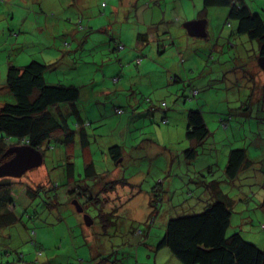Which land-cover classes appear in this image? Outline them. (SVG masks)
<instances>
[{
  "label": "rangeland",
  "instance_id": "1",
  "mask_svg": "<svg viewBox=\"0 0 264 264\" xmlns=\"http://www.w3.org/2000/svg\"><path fill=\"white\" fill-rule=\"evenodd\" d=\"M41 1V6L43 7L35 0H0V106L6 103V101H12L11 96L5 91V87H3L8 61L13 65L25 67L32 61H38L44 64L46 61L54 58L56 56V47L61 45L63 41H60L58 37L51 41L61 19L58 10L69 15H72L75 11L73 10V6L70 8L66 7L65 4L55 5L63 0ZM154 1L155 2L151 5L157 7L162 18V11L164 8V4L162 3L163 0ZM164 1L168 3V26H178L182 23L197 20L203 2V0ZM245 1L259 12L263 11L264 0ZM112 2L118 4V0H112ZM123 3H125V1H123ZM106 4L109 9L107 16L103 11ZM52 5L54 7H52ZM110 5L109 0H101V8L103 10L100 9V13L95 9L96 6L92 8L94 24L97 27L107 25L108 21L110 24L115 22V18H113V20L109 19ZM32 9L34 11H32ZM124 9L127 10L128 7H124ZM29 10H31L30 14H28ZM262 15L264 17V12ZM79 16H81V13H78L74 17L75 20H73L71 24L74 28L78 26L79 28L83 27L85 28L84 30H87V20ZM204 17H206L205 22L208 23L204 32L205 35L207 34L205 38L190 37L193 43L190 47H187L184 43L183 47L188 50L184 51V48H181V50H179V52L181 51L180 56L177 54L174 43L172 47H168V62L166 63L168 68L175 72L176 65L169 62L178 57L179 63L177 64H180V74L183 66H187L186 75L184 74L185 76L183 78H178L181 82L177 84L171 83L170 89L174 88L173 90H176L179 88L176 98L179 110L199 108L202 115L205 117L217 118L218 116H216V114H219L220 119L218 118L217 121L223 120L224 115L230 114L233 120V123L231 122L233 128L229 129L222 126L210 127L209 132L211 136L204 144L198 147L199 156L196 163L191 162V164H193L192 166L185 165L184 163L186 162L182 160L181 156L172 160V164L168 165L167 163L168 153L172 152L173 145L179 147L181 153L190 146L189 144L188 146L186 145L187 141L180 143V140H183L185 135V125L183 124V126H181L178 122L173 120H169L168 126L160 124L159 127L161 128L153 127L154 132L157 133L154 137L158 140L151 138L149 141H144L140 144L138 149H132L135 150L134 152L141 154L143 174H136L137 170L134 168L132 162L128 167L123 166L118 168L121 171V175L118 172L119 177H122V175L125 176L117 180L118 176H113L111 174L113 169L120 164L117 163L114 165L111 161L105 164V162L95 159L96 176L92 179L80 177L81 175L77 177V179H79L77 185L85 189L84 192H79V194H84V196L92 195L91 197H93L90 201H86V198L83 196L76 197V199L79 200V206L84 209L82 214H78L75 207L72 205L75 198L70 199L74 197V195L68 194L69 191L67 189L69 188L67 182L64 180L63 164L65 160L73 162L76 174H82L85 164L83 158L86 157V149L83 150L80 147L77 139L78 132L74 125L77 117L72 113L69 114L67 116L68 124L70 129H75L76 132L73 145H63L65 150L61 149L59 152L46 151L42 164L28 170L20 178H1L6 182H11V185L8 186V193L10 196V203L13 206L12 210L14 214L17 215L18 220L15 224L7 226L3 232H0V264H95V261L101 264H109L110 262H112L110 264H129L132 255L138 264H168V255L164 254L166 250L160 251L155 256L154 252L149 249L151 247H148L146 243L145 245L141 244L139 246V241L144 239L142 237L138 239L139 236L134 237L131 231L136 229L142 231L144 233L143 235H145L148 221V224L151 223V227L149 228V235L151 234L150 240L156 243V239L160 237L161 234L163 235L170 216L172 217L180 214L183 210L185 212H198L200 211L199 209H203L207 204L214 202L216 199V192L211 194V188H205L208 192L202 195L200 202L196 201L201 190L199 186L202 185L203 182L198 184L190 182L191 180L197 182L198 179L199 181L202 180L193 173L194 171H197L199 174L202 172L203 177H206L207 184L214 181L213 185L215 188H218V190L220 189L232 201L236 202L235 207L232 209L233 221L231 227H233L234 230L242 231L243 238L252 242L258 248L262 246V244H258V239L259 243H262L264 240V231L258 228L262 223V215L258 213V210L260 212L262 211L260 208H257V203L255 201L258 199L255 197L257 194L260 193L264 195V179L260 172L263 164L262 158L259 157L261 150L259 149L258 152H255L252 148V146L259 147L258 143L253 145L246 144L244 139L238 138V131L240 130L249 135L248 128L238 129L234 127L237 126L235 122L236 119L246 120L264 118V114L262 113V109L259 108V110H253L252 114L248 115L247 118L239 116L237 114V106H239L237 99L239 96L230 86L228 89L223 88V83L229 84L231 77L227 80L224 79V74L222 72L223 69L230 70L226 75H233V77L242 74L241 69L248 65L246 63H244L243 66L240 64L241 68L235 70L233 67L237 64L236 60H239L238 58L243 59L247 56L250 57L257 54L258 45L256 41L248 40L247 36L236 34L235 23L233 21L227 22V11L225 8L208 9L207 15ZM63 22L68 24L67 18L63 20ZM230 24L233 25V32H235L237 36L229 30ZM111 26L114 27L115 24ZM221 27L224 28V35H221ZM40 28L43 30L39 31ZM93 31V34L100 33V30L95 27ZM79 34L80 33H76V35ZM101 36H104V34ZM220 36H222V38H220ZM238 36L240 37L237 38ZM184 38L186 39L187 37L184 36ZM45 39L47 43H45ZM218 39L225 44L223 50L224 52H229L230 56H226L230 60L229 62L222 63L221 68L223 69L216 71L215 68L211 67L212 63H208L207 60H210V56L219 58L220 55L217 56L218 53L215 51V45ZM227 39H234V42L237 40V46L235 48L230 47V45L226 43ZM202 43L208 44L206 48L210 50H208L207 54L203 51ZM184 52L188 55L195 53L199 62L194 64L192 63L193 61H186L183 56ZM96 54L95 52H93L92 55H90L89 52H78V62H75L72 67H70L69 64L67 66L63 65L61 60L55 64H51L54 62H49L47 63L48 70H46V73L55 74L58 72L60 74L59 77H61L64 83H66L68 79L71 81L75 77L73 81L79 83L81 81L78 79L80 73L81 75L88 74L90 76V74L87 73L88 71L92 74V71H95L96 68L101 70L100 66L97 67L96 64H93L95 60L96 63L100 65L99 62H97L100 57L96 56ZM84 59L87 60L85 62H87L88 65L82 63ZM116 63L119 69L127 67H130V70L136 69L133 61L121 62L117 60ZM156 66L160 67V72H165V70H161V68H165L164 66ZM173 75L176 74H171L173 77L170 78L171 80L175 79ZM217 75L218 79L215 78ZM84 79L86 80V78ZM101 80L102 76H99L97 80V82L100 83L99 86L101 85ZM149 80V76L137 80V82L144 85L143 92L146 94L149 92V88L146 86ZM200 84L203 86L201 89L198 87ZM197 88L198 98L189 99L187 92L190 91V89H194L196 91L193 94H195L197 93ZM135 92L137 93V97L140 99L143 98L144 94L138 90V88L127 90V93L120 98L126 99L128 96L132 97ZM149 95H151V93ZM88 97H90V94L86 93L84 90L81 101L77 103V107L82 109L79 112L80 117L84 120L85 118L87 120H93L89 118V116L97 117L100 120V116L103 115V113L98 111L96 107L89 110L88 114L87 112L83 113V108L89 106L90 103L86 102ZM246 100L247 98L245 97L242 102H246ZM144 101L145 100L142 102L145 103ZM195 102L198 103V105H195ZM172 106L173 101H168V108L171 109ZM222 109H224V111H221ZM100 110L104 111L103 122H95L92 123V127L90 126V130L94 129L93 133L98 135L97 140L95 142L92 141L89 145V149L94 151V153H92L94 157H100L101 151L108 148V143L110 141L106 142V137L108 140H112L113 138H120L119 136H121V142H123L122 145L125 147V150H130L127 140L138 135L139 132H142L141 130L145 128L140 129L138 122L131 123L130 126L119 125V117L122 115H126V118L132 116L131 111L125 108H121L122 113L119 115L110 113V118H107L106 107H100ZM179 113L182 112L179 111ZM258 113L259 115H257ZM171 114L173 113L171 112ZM183 114V117H185L186 112H183ZM181 116V114L177 115L178 118H181ZM225 120L226 123L224 122L222 125L229 123L228 118ZM247 123H249V121ZM252 126L253 129H259V127H255L253 123ZM168 128L174 130L175 140H168L165 137L166 135H162L163 132L161 130H165V133L168 135ZM221 129L229 135L231 146H229L228 142L221 143L220 141H216L220 135L219 131ZM54 136L61 137L59 133H56ZM55 140L57 144H60L59 142L61 141L59 139ZM214 140L215 146L213 145ZM153 147L156 148L154 150L161 152H158V155L152 156L150 151L153 150ZM226 147L229 149L245 148L247 149L246 152L249 157L255 159V163L231 183H226L221 178L222 168L219 169L216 166L222 153L223 157H226L228 153ZM43 149L44 148H42V150ZM40 152H42L41 149ZM66 155L69 157L65 158ZM10 158V155L5 156L4 161ZM179 165H183L184 169L182 173L179 172ZM102 171L110 172L111 174L105 173L97 180L99 177L97 175ZM175 172L177 176L169 177L173 181L169 180L171 181L172 187L170 188H172V190L165 195L167 204L165 201L163 204L160 203V210L157 212L149 205L150 189L145 180L154 177L153 180L161 179L168 183V175L175 174ZM177 172L180 173V176ZM137 179L145 181L143 182V187L147 188V190H141L140 187H138L139 181H136ZM48 180H52L53 184L51 188L55 190L54 192L48 191V188L45 187L48 184ZM111 180H113V182H111ZM181 180L184 184L188 183L187 186L189 187H184L185 194L183 196L181 195L182 197L178 200L173 197V194H181V190H176L181 186ZM37 185L43 187L37 189ZM44 188L47 190L46 193L43 191ZM26 191L33 192L35 197L31 199ZM85 191L87 193H85ZM171 192H173V194ZM48 193L49 195H47ZM54 195H56V201L53 203L52 201L54 198L52 196ZM48 197H51V200L47 199ZM43 198H45V200H43ZM182 202L184 208H180L179 204ZM197 205L199 208L196 207ZM83 215L90 217L92 221L91 225H85L82 218ZM100 215H104L106 218H98ZM22 222L25 228H23ZM154 235L156 236L154 237ZM39 252H41V256L38 254Z\"/></svg>",
  "mask_w": 264,
  "mask_h": 264
},
{
  "label": "trees",
  "instance_id": "2",
  "mask_svg": "<svg viewBox=\"0 0 264 264\" xmlns=\"http://www.w3.org/2000/svg\"><path fill=\"white\" fill-rule=\"evenodd\" d=\"M59 4H65V2L62 1L57 5ZM202 6L204 9L225 8L227 11V22L233 21L235 23L236 34L245 35L248 40L256 41L258 45V58L264 57V17L262 15L264 8L262 12H259L252 8L245 0H203ZM77 28L81 30L78 26ZM235 32H233V34L237 36ZM239 37L240 36L237 38ZM65 45H67V42ZM119 47L120 44L116 46L117 49H120ZM252 56H247L246 59L250 60L253 58ZM139 62L140 60H136V65H138ZM44 64L38 61H32L25 67H21L13 65L9 61L7 63L3 87H5V91L11 96L12 101H6V103L0 106V164L4 162V152L17 145H28L34 149H41L43 159L46 151L59 152L61 149L65 150V148H63L64 146L57 144L55 139H59L63 145H72L74 141L73 138L76 136L75 129L78 132L77 139L82 149L88 148L89 141H92L88 140V121L82 119L78 110L75 108H73L74 111L71 112L68 107L63 105L66 104L70 106L75 104L78 99L79 89L75 86L63 83L48 85L44 77L48 64ZM195 91L194 89H190V91H188L189 93L187 92L189 99L199 96L198 89L197 93L193 94ZM247 107L248 106H244L243 109L247 110ZM118 111L122 113L121 110ZM71 113L77 117L74 122V130L70 129L67 120V115ZM115 113L117 114L116 111ZM230 116V114L224 115V119L221 121L226 122L225 119L228 118L230 122V120H232ZM85 123H88V125H85ZM162 124L167 125V120H163ZM56 133H59L61 137L54 136ZM210 136L211 134L205 125L202 112L199 108H189L186 111L185 135L183 140H180V143L187 141L186 145H190L180 153L187 163H185L186 165L192 166L193 164H191V162L196 163L199 156L198 147L204 144ZM228 143L229 146H231L229 141ZM42 148L44 149L42 150ZM128 148L130 150L133 149L131 146H128ZM130 150H127V152ZM122 151V148L114 145L110 148L108 147L106 150H102L101 153H107L112 159V163L115 165V162H118L121 158ZM227 152L225 158L222 155L223 153L220 155L219 162L221 161L222 164L221 178L227 183H230L243 172L247 171L252 164L255 163V159L249 157L248 153L243 148H228ZM67 157L69 156L66 155L65 158ZM63 167L64 180L67 182L69 188L67 189L69 191L68 194L74 195V197L70 199H76L77 196L85 197L86 201L93 199V197H91L92 195L84 196V194H79V192H84L85 189L77 185V177L81 175L80 177L91 179V175L95 174L94 165H84L82 174H76L74 163L71 161L65 160ZM260 172L264 179V171L260 170ZM193 173L203 180L199 181L198 179V182L195 180L190 181L194 184L203 182V184L199 186L201 190L196 201L200 202L202 195L208 192L205 188H211V194L216 192L215 201L211 204H207L203 209H199L200 211L198 212H185L183 210L180 214L172 217L170 216L163 235L160 233L161 236L156 239V243L150 240L151 234L149 235V228L151 227V223L148 224V221L145 235H143L144 233L142 231L133 229L131 234L134 237L139 236L138 239L140 237L144 239L139 241V246L141 244L145 245L146 243L148 247H151L149 249L154 252L155 256L160 251L166 250L167 252L165 251L164 254L168 255V264H264V240L262 246L258 248L255 244L243 238L242 231L234 230L233 227H231L233 221L232 209L235 207L236 202L232 201L220 189L218 190V188H215L213 185L214 181L207 184L206 177H203L202 172L199 174L197 171H194ZM170 176L175 177L177 175L176 173L169 174L168 183L173 181L169 178ZM98 179H100V177H98L97 180ZM151 182V188H149V205L159 212L160 203L163 204L165 201L167 204L165 195L168 193V183L161 179H152ZM181 182V186L176 189L181 190V194L176 195L171 192L173 197L178 200L185 194L184 187H189L187 186L188 183L184 184L182 180ZM52 184V180H48V184L45 187L48 188V191L54 192L55 190L51 188ZM10 185L11 182L0 179V219L3 221L0 222V227L4 226L3 223L6 226H12L18 220L17 215L14 214L12 210L13 206L10 203L11 201L8 193V186ZM42 187L43 186L37 185V189H41ZM43 191L44 193L47 192L45 188ZM26 193L31 199L35 197L33 192L26 191ZM49 193L47 195H49ZM85 193L87 192L85 191ZM52 197L54 198L52 201L54 203V201H56V195ZM255 197L258 198L255 200L257 208H260L264 214V195L259 193ZM47 199L51 200V197ZM43 200H45V198H43ZM76 201L79 203L78 199H76ZM179 205L180 208H184L183 202ZM196 207L199 208L198 205ZM98 218L105 219L106 217L100 215ZM262 225L261 228L260 226H258V228L264 231V224ZM22 226L25 228L23 222ZM1 231L3 232L4 229H0V232ZM156 235H154V237ZM38 254L41 256V252ZM95 264L101 263L95 261ZM129 264H138L133 255Z\"/></svg>",
  "mask_w": 264,
  "mask_h": 264
},
{
  "label": "crops",
  "instance_id": "3",
  "mask_svg": "<svg viewBox=\"0 0 264 264\" xmlns=\"http://www.w3.org/2000/svg\"><path fill=\"white\" fill-rule=\"evenodd\" d=\"M35 1L38 2L41 6L42 4L41 0H35ZM123 1H125V3H123ZM63 2H65L66 7L71 8L73 6V10L75 11L72 15H69L58 10L61 19L59 21L57 30L53 34L51 41H53V39H55L56 37H58L60 41L61 40L63 41L61 45L56 47L57 48L56 56L51 60L46 61L45 64L49 62H54L51 64H55L56 62L61 60L63 65L67 66L69 64V66L72 67L75 64V62H78L77 59L78 52H89L90 55H92V53L95 52L97 53L96 56L100 57L99 61H97L99 62L100 65H98L95 60L93 61V64H96L97 67L100 66L101 70L96 68L95 71H92V74L88 71L87 73H89L90 76L88 74L81 75L80 73L78 75V79L81 80V81L79 80L80 82L78 81L79 83H75V81H73L75 77L71 81H69L68 79V81L64 83L61 77H59L60 74L58 72H56L55 74H49L48 72L47 73L45 72L44 77L48 85L63 83V84L75 86L79 89L78 99L76 100L75 104L70 106L63 104L64 106L68 107L71 110V112L74 111L73 108L78 110V113L82 110L81 108L77 107V103L78 101H81V96L84 94V90L86 93L90 94V97L86 99V102H90L89 106L83 108V113L87 112L88 114L89 110H92L94 107H96L98 111L103 113V115L100 116L101 117L100 120L97 117L96 118L90 117L89 115H88L89 118L93 120H89V119L87 120L85 118V120H87L89 123V126L88 127L86 126L87 131L89 133L88 140H92L94 142L97 140L98 135L93 133L94 129L90 130V126L91 127L93 126L91 125L93 122L94 123L103 122L104 111L100 110V107L107 108V118H110L109 117L110 113L116 115L115 111L118 109L121 110V108H125L131 111L132 116L126 118L125 117L126 115H122L121 117L118 118V123L119 125L130 126L131 123L138 122L140 129L145 128L144 130H141L142 132H139L138 135H135L130 140H127L128 146H133V148L136 149H138V147H140L139 145L142 144L144 141H149L151 138L156 139L154 136L157 133L154 132L153 127L161 128L159 127V125L160 124L164 125L162 124L163 120H167V126L169 124V120L178 122V124H180L181 126H183V124L186 126V116L183 117L184 116L183 112H186L188 109L187 110L178 109L177 106L178 103L176 98L179 88L173 90L174 88L170 89V85L171 83L177 84L178 82H181V80L178 78H183L186 75L187 66H183V69L180 74L179 73L180 64H177L179 63L178 62L179 57H178L175 60L173 59L172 61L169 62L171 64L176 65L175 72L171 71L166 64L168 62L167 51H168V47H172L174 43L177 54L178 56H180L181 51L179 52V50H181V48H184L183 44L185 43L187 47H190L191 44L193 43L191 42L192 40L190 37L205 38L207 34L204 36H190L186 32V29L184 28V25L186 23H182L178 26H171V25L168 26V3L165 2L164 0L162 1V3L164 4V8L162 11V18L157 7L151 5L152 3L155 2L154 0H118V4H114L112 0H109V3L111 4L109 6L110 7L109 19L110 20H113V18L116 19L115 22H112V24H115L114 27L111 26L112 24H110L109 21L108 24L103 27H97L94 24L92 8L96 6L95 9H97L100 13V9L103 10L101 8V0H63ZM52 7L54 6L52 5ZM124 7H128V9L125 10ZM208 9H204V7L202 6L198 14L197 20L191 22H196L200 20L205 21L206 17L204 16L207 15ZM30 11L31 10H29L28 13H31ZM32 11L34 10L32 9ZM103 11L107 16L109 11L107 4ZM78 13H81V16H79L80 18H84L87 20V25H86L87 30L84 29L80 30L77 27L74 28V26L71 24V22L75 20L74 17ZM66 18L68 24H65L63 22V20H65ZM207 24L208 23L205 22V29L207 27ZM232 26H233L232 24L229 26V30L233 33ZM94 27L100 30L99 34H93ZM42 30H43L42 28L39 29V31ZM221 31H222L221 35H224L225 32L224 28L221 27ZM76 33H80V34L76 35ZM103 34L104 36H101ZM183 35L186 36L187 38L185 39ZM220 38H222V36H220ZM66 42L67 45H65ZM236 42L237 40L234 42V39L226 40V43L229 44L230 47L232 48L236 47ZM45 43H47L46 39H45ZM118 44L123 46V48L117 49L116 46ZM206 45L208 44L202 43V48L205 54H207L208 50H210L206 48ZM224 47L225 44L218 39L215 45V51L218 53L217 56L220 55L219 58H215V56L214 57L210 56L209 57L210 60H207L208 63H212L211 67L215 68L216 71L223 69L221 68L222 63L229 62L230 60L226 56V55L230 56V54L229 52L228 53L224 52L223 50ZM183 50L186 51L188 49L184 48ZM183 56L185 57L186 61L187 60L191 62L193 61L192 63L194 64L199 62L195 53L193 54L191 53L188 55L185 54L184 52ZM252 57L253 58H251L250 60H247L246 58H243L244 61L241 60L242 58H238L239 60H236L238 65L233 67L235 70L241 68L240 64H242V66L244 65V63L248 65L242 68L241 69L242 74H239L236 77H233V75L230 76L226 75L227 73L230 72V70L223 69L222 71L224 74V79L227 80L231 77L232 80V83L230 80L229 84L222 82L223 88L228 89L230 86V88H233L234 92L239 96V98L237 99V102L239 103V106H237L238 108L237 114L245 118H247L248 115L252 114L253 110L255 109L259 110V108L262 109V113L264 114V71L262 70V68L258 63L260 59L258 58V55L254 54ZM117 60H120L121 62L133 61L136 69L130 70V67L119 69L116 63ZM136 60H140L138 65H136ZM85 61L87 60L86 59L82 60V63L88 65V63ZM156 65L164 66L165 68H161V70H165V72H160V67H157ZM172 73L177 75V76L173 75L175 78L173 80L170 79L172 77L171 76ZM99 76H102L100 86H99L100 83L97 82ZM145 76L150 77V80L146 84L147 88H149V92L147 94L143 92L144 85H142L140 82H137V80ZM84 78H86V80ZM215 78L218 79V75L215 76ZM113 79H116V81ZM198 87L200 89L203 88L201 84L198 85ZM136 88H138V90H140L144 94L142 99L136 96L137 94L136 92L132 97L128 96L126 99L120 98L122 95L127 93V90L136 89ZM150 93L151 95H149ZM245 97L247 98L246 102H242ZM143 100H145L144 101L145 103L142 102ZM170 100L173 101V106L171 107V109L168 108V101ZM195 105H198V103L195 102ZM244 106H248L247 110L243 109ZM179 111L182 113H179ZM221 111H224V109H222ZM171 112L173 114H171ZM179 114L182 115L181 118L177 117V115ZM257 115H259V113ZM216 116L218 117L216 118V117L203 116L205 125L207 126L208 129L210 127H220V124L224 128H229V129L233 128L232 127L233 120H230V122L228 124H225L226 125L225 126L222 125V123H224L225 121H221V120L217 121L220 115L216 114ZM248 121L249 123H247ZM235 122L237 126L234 128H238V129L248 128L249 135L242 132L241 130L238 131L239 139H244L246 144L253 145L258 143L259 147L252 146V148L255 150V152H258L259 149L261 150L259 157L262 158L263 164L260 170L264 171V118L246 119V120L236 119ZM88 123H85V125H87ZM252 123L255 127H259V129H253ZM161 131L163 132L162 135H166L165 137L168 140H175L174 130H170L168 128V135L165 133V130H161ZM219 133L220 135L216 141H220L221 143L231 141L227 132H223V130L221 129ZM119 137L120 138H115V139L113 138L112 140L110 139L108 140L107 137L105 138L106 142L110 141L108 143L109 148L114 145H117L123 149V151L121 152V158L118 160V162H115V165L117 163L120 165L113 169L112 174L110 172H107V174L110 173L113 176H118L117 180H120V178H123L125 175L119 177L118 172L121 175V171L118 168L123 166L128 167V165L132 164V162L134 168H136L137 170L136 174H143L142 164H141V154L134 152L135 150H130L129 152H127V150H125V147L122 145L123 144V142H121L122 137L121 136ZM92 141H89V145ZM59 143L60 145L63 146L61 142ZM213 145L215 146V140L213 142ZM155 147L158 148L157 146ZM155 147H153V150L150 151V154L152 156L158 155V152L159 153L161 152L158 150H154L156 149ZM227 149L228 148L226 147V150ZM246 150L247 149H245V151ZM92 153H94V151L92 149H89L88 146L85 152L86 157L83 158V160L85 162L84 165L86 164L94 165V172H95V164H94L95 159L105 162V164L109 163V161H111L112 163V159L107 153H100L101 156L97 158H95ZM180 153L181 152L179 151V147H175L173 145L172 152L168 153V159H167L168 165L172 164V160H175L176 157L181 156ZM181 158L183 161H185L182 156ZM216 166L219 169H221L222 167L221 161L218 162ZM183 169H184L183 165H179L180 173H182ZM105 173H106L105 171H102L97 176L101 178ZM180 173L177 172L179 176ZM95 176L96 174L91 175V179L94 178ZM152 179L153 178H149V180H145L148 183L149 188H151L150 186L152 183L151 182ZM136 181H139L138 187H140L141 190H147V188L143 187V182L145 181H140V179H137ZM111 182H113V180H111ZM170 187H172L171 182L168 183V192L172 189ZM258 213L262 215V220H261L262 223L260 225L261 228V226H263L262 224H264V215L260 211ZM0 222L3 221L0 219ZM3 225L4 226L0 227V229L7 228V226L4 223ZM262 243H259V239H258V244H262Z\"/></svg>",
  "mask_w": 264,
  "mask_h": 264
},
{
  "label": "water",
  "instance_id": "4",
  "mask_svg": "<svg viewBox=\"0 0 264 264\" xmlns=\"http://www.w3.org/2000/svg\"><path fill=\"white\" fill-rule=\"evenodd\" d=\"M186 32L190 36L205 35V21L188 22L184 25ZM260 67L264 71V57L258 61ZM10 155L11 158L0 164V179L1 178H20L25 172L40 166L43 162V156L39 149H34L30 146H14L4 152V156ZM72 205L75 207L78 214L83 213V209L78 202L74 200ZM86 226L92 224L89 216H82Z\"/></svg>",
  "mask_w": 264,
  "mask_h": 264
},
{
  "label": "clouds",
  "instance_id": "5",
  "mask_svg": "<svg viewBox=\"0 0 264 264\" xmlns=\"http://www.w3.org/2000/svg\"><path fill=\"white\" fill-rule=\"evenodd\" d=\"M76 26H77V24H76ZM83 29H85V28L81 27V30H83ZM119 48L122 49L123 46L120 45ZM115 81H116V80H115ZM118 110H119V109H118ZM118 110H116L117 114H121V112H119ZM17 146H28V145H17ZM13 147H14V146H13Z\"/></svg>",
  "mask_w": 264,
  "mask_h": 264
},
{
  "label": "flooded vegetation",
  "instance_id": "6",
  "mask_svg": "<svg viewBox=\"0 0 264 264\" xmlns=\"http://www.w3.org/2000/svg\"><path fill=\"white\" fill-rule=\"evenodd\" d=\"M84 210V209H83Z\"/></svg>",
  "mask_w": 264,
  "mask_h": 264
}]
</instances>
